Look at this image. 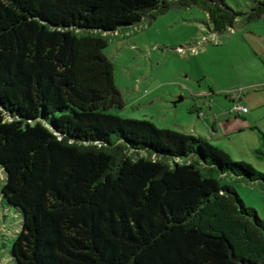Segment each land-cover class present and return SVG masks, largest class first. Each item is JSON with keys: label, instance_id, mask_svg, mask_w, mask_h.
Returning <instances> with one entry per match:
<instances>
[{"label": "trees", "instance_id": "obj_1", "mask_svg": "<svg viewBox=\"0 0 264 264\" xmlns=\"http://www.w3.org/2000/svg\"><path fill=\"white\" fill-rule=\"evenodd\" d=\"M192 5L215 32L264 17L263 0H0L15 264H264V218L215 174L263 172L205 136L110 111L123 98L104 32Z\"/></svg>", "mask_w": 264, "mask_h": 264}, {"label": "rangeland", "instance_id": "obj_2", "mask_svg": "<svg viewBox=\"0 0 264 264\" xmlns=\"http://www.w3.org/2000/svg\"><path fill=\"white\" fill-rule=\"evenodd\" d=\"M229 1L245 8L256 0ZM104 33L108 42L103 50L113 62L114 81L123 98V105L111 112L185 132L202 117L195 105L208 115L210 124L220 112L219 134L211 127L204 135L198 131L195 135L207 137L233 160L250 162L264 173V156L255 151H264V17L215 32L201 7L173 6ZM212 87V95L200 93ZM236 101L250 110L234 113ZM215 174L221 183L234 185L264 218V179ZM5 176L0 164V264H15L11 246L22 214L2 198Z\"/></svg>", "mask_w": 264, "mask_h": 264}, {"label": "crops", "instance_id": "obj_3", "mask_svg": "<svg viewBox=\"0 0 264 264\" xmlns=\"http://www.w3.org/2000/svg\"><path fill=\"white\" fill-rule=\"evenodd\" d=\"M251 22V21H250ZM245 23H249V22H245L244 20H238L237 22H236V24L235 25H237V24H245ZM235 25L233 26V27H235ZM214 87H212L211 88V90H209V92H206V90H203L202 92H200L201 94H203L204 96H207L208 94L209 95H212L213 93H214ZM223 89H225V86H223L222 85V87H221V92H224L225 90H223ZM227 89V88H226ZM229 89H227L226 91H228ZM240 99V98H239ZM242 99V98H241ZM240 99V100H241ZM231 100H234L235 101V95H234V98H231ZM242 105H245V106H247L246 104H244V103H242ZM210 107H212L211 105H210ZM195 109H196V111H197V113H198V116L200 117V116H202L201 117V119L199 120V122H192L191 123V125H190V128H189V130L188 131H186L187 133H193V134H195V131H198V133H200V134H202V135H204L203 133H206L208 130H209V128H211L216 134H219L218 132H219V121H218V118H220V116H221V113L219 112V113H217V114H215V116L212 118V123L210 124V121H209V118H208V115H204L203 114V111H202V109L201 108H198V106L197 105H195V107H194ZM247 108H248V106H247ZM250 109L248 108L247 109V111H245V112H248ZM235 113V112H234ZM239 113H242V111H239ZM238 113V114H239ZM203 114V115H202ZM198 117V118H199ZM225 120L226 121H229L230 120V118H225ZM211 125V126H210ZM180 131H182V130H180ZM183 132H185V131H183Z\"/></svg>", "mask_w": 264, "mask_h": 264}, {"label": "built area", "instance_id": "obj_4", "mask_svg": "<svg viewBox=\"0 0 264 264\" xmlns=\"http://www.w3.org/2000/svg\"><path fill=\"white\" fill-rule=\"evenodd\" d=\"M238 101L234 102L231 111H233V112H235V111H237V112H239V111H242V112L247 111V109H248L247 106L240 104Z\"/></svg>", "mask_w": 264, "mask_h": 264}]
</instances>
